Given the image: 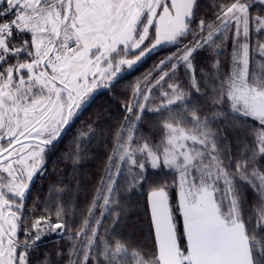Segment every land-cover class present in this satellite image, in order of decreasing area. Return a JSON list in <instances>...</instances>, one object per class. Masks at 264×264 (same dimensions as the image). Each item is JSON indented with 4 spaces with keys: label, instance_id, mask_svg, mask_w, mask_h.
Segmentation results:
<instances>
[{
    "label": "snow or ice",
    "instance_id": "obj_1",
    "mask_svg": "<svg viewBox=\"0 0 264 264\" xmlns=\"http://www.w3.org/2000/svg\"><path fill=\"white\" fill-rule=\"evenodd\" d=\"M0 264H264V0H0Z\"/></svg>",
    "mask_w": 264,
    "mask_h": 264
},
{
    "label": "trees",
    "instance_id": "obj_2",
    "mask_svg": "<svg viewBox=\"0 0 264 264\" xmlns=\"http://www.w3.org/2000/svg\"><path fill=\"white\" fill-rule=\"evenodd\" d=\"M137 75H139V73H137ZM100 103H103V101H100Z\"/></svg>",
    "mask_w": 264,
    "mask_h": 264
}]
</instances>
